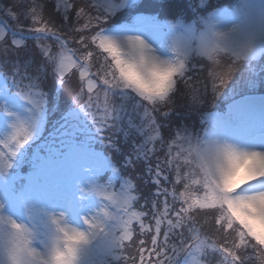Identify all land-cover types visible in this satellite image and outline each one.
Returning a JSON list of instances; mask_svg holds the SVG:
<instances>
[{"label":"snow or ice","instance_id":"6c2138e0","mask_svg":"<svg viewBox=\"0 0 264 264\" xmlns=\"http://www.w3.org/2000/svg\"><path fill=\"white\" fill-rule=\"evenodd\" d=\"M0 0V264H264V0Z\"/></svg>","mask_w":264,"mask_h":264},{"label":"trees","instance_id":"16d2710c","mask_svg":"<svg viewBox=\"0 0 264 264\" xmlns=\"http://www.w3.org/2000/svg\"><path fill=\"white\" fill-rule=\"evenodd\" d=\"M5 2H8V0H5ZM167 2L168 0H144V14L170 17L171 10L165 6ZM173 2L179 4L182 0H173ZM221 2H234V0H221Z\"/></svg>","mask_w":264,"mask_h":264}]
</instances>
